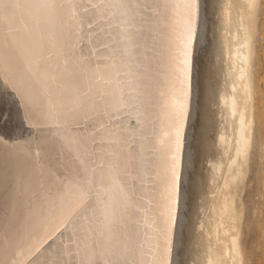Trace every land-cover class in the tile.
<instances>
[{
  "label": "snow or ice",
  "instance_id": "6c2138e0",
  "mask_svg": "<svg viewBox=\"0 0 264 264\" xmlns=\"http://www.w3.org/2000/svg\"><path fill=\"white\" fill-rule=\"evenodd\" d=\"M198 11L199 0H0V78L64 155L61 177L20 183L0 203V264H171ZM161 65L178 95L157 224L143 186L161 151Z\"/></svg>",
  "mask_w": 264,
  "mask_h": 264
},
{
  "label": "bare ground",
  "instance_id": "6f19581e",
  "mask_svg": "<svg viewBox=\"0 0 264 264\" xmlns=\"http://www.w3.org/2000/svg\"><path fill=\"white\" fill-rule=\"evenodd\" d=\"M256 1L221 0L219 12L215 14L211 9V0H207V3L206 0H199L197 36L191 58L190 94L186 120L182 129L179 205L175 228L171 233V264H175L176 261V239L184 217V212L181 210L186 206L192 208L191 199H187L186 188L188 186L186 187L185 180L188 179L187 176L192 177L193 175L191 172L187 173L190 143L197 138L203 124L201 123L203 115H200V118L197 116L200 114L198 112L200 109L197 111V107H202L201 112L203 109L208 110L204 90L205 82L200 79L197 66L201 34L207 23L217 26L218 32L221 33L223 55L221 67L226 62L225 68L228 71L231 90L227 94L228 100L225 101V98L221 100L223 105L220 109L226 117L227 127L218 133L217 125L213 124L216 136V141L214 140L216 143H214L219 146L217 150L221 157L217 167L219 169L215 173L213 186L208 190L209 193L201 188L204 197L200 200L199 206L202 208L205 206L206 221L202 228H196V235L200 236L197 238L199 249L196 260L197 264H240L241 262L238 236L242 219L241 194L248 170L252 136L253 86L250 65L252 38L255 32ZM167 72L169 68L163 65L159 67L158 91H155L154 111L160 117L156 136L158 141H161V151L151 157L153 166L143 186L146 199L152 201V216L157 224H163L167 220V209L170 202L171 153L167 151L165 142L168 137L165 133L169 131L171 121L167 118L166 113L169 109L166 106H169L171 99L178 95L177 88L172 86L174 80L165 74ZM214 81L216 83L218 79ZM13 88L14 85L10 84L8 77L0 78V98H3L8 108L7 98L2 94H6L7 90H12L9 94L17 100L27 127L26 130L23 129V133H15V137L0 134V137L4 138V142L0 143V203L5 206L14 200L16 188L20 183L34 185L36 181L41 180L50 183L61 177L64 172L63 150L54 135V130L36 126L35 120L30 119L35 106H30L26 98L19 91L14 92ZM219 95L224 96L223 93L219 94L217 91V100ZM207 125L206 121L205 126Z\"/></svg>",
  "mask_w": 264,
  "mask_h": 264
},
{
  "label": "rangeland",
  "instance_id": "374dc122",
  "mask_svg": "<svg viewBox=\"0 0 264 264\" xmlns=\"http://www.w3.org/2000/svg\"><path fill=\"white\" fill-rule=\"evenodd\" d=\"M220 4L221 0H211V9L215 14L219 12ZM254 15L255 32L252 38L250 65L253 86L252 136L248 170L241 194L242 219L238 236L242 255L240 264H264V0L255 2ZM216 27L207 23L205 29L203 28L204 32L201 34L202 38L197 52L199 77L205 82L204 90L208 110L203 109L201 112L202 107H197V111L200 109L198 111L200 114L197 116L200 118V115H203L201 121L203 124L197 138L190 143L187 173L191 172L193 175L192 177L187 176L188 179L185 180L186 187L188 186L186 188L187 199H191L192 208L186 206L181 210L184 212V217L176 239L175 264H197L199 249L197 238L200 236L196 235V228H202L206 221L205 206L204 208L199 206L200 200L204 197L203 190L209 193L208 190L213 186L221 157L217 150L219 146L215 144V125H217L218 133L227 127L226 117L220 109L223 105L221 100L224 98L225 101L228 100L227 94L231 90V84H229L228 71L225 68L226 62L221 67L223 58L221 33ZM220 77L222 78L219 82ZM215 79H218L219 83H215ZM215 88L219 94H224V96L219 95L218 100ZM0 107H2L1 104ZM1 115L0 113V124L3 127L7 121H2ZM196 119L195 117L194 120ZM206 121L207 126H205Z\"/></svg>",
  "mask_w": 264,
  "mask_h": 264
},
{
  "label": "water",
  "instance_id": "95a60500",
  "mask_svg": "<svg viewBox=\"0 0 264 264\" xmlns=\"http://www.w3.org/2000/svg\"><path fill=\"white\" fill-rule=\"evenodd\" d=\"M10 91L12 90H7L6 94H2V95H5L7 98L8 108H10L9 111H8L6 102L3 101V98L2 99L0 98V104L2 107H4V108H0V113L2 114L1 115L2 121H5V120L7 121V123L3 127H1V124H0V134L6 137L11 136V135L12 137H15L16 135L14 134L17 132L23 133V131L26 130L27 125L24 123L25 121L21 113V108L17 100L14 98V96L9 94Z\"/></svg>",
  "mask_w": 264,
  "mask_h": 264
}]
</instances>
